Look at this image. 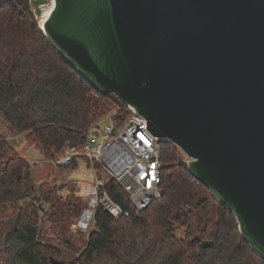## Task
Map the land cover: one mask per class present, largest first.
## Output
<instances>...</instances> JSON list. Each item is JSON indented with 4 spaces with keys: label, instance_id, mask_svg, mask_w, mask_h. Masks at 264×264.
Returning a JSON list of instances; mask_svg holds the SVG:
<instances>
[{
    "label": "water",
    "instance_id": "95a60500",
    "mask_svg": "<svg viewBox=\"0 0 264 264\" xmlns=\"http://www.w3.org/2000/svg\"><path fill=\"white\" fill-rule=\"evenodd\" d=\"M31 2L94 89L117 95L160 143L190 157L191 175L264 260V0Z\"/></svg>",
    "mask_w": 264,
    "mask_h": 264
},
{
    "label": "trees",
    "instance_id": "16d2710c",
    "mask_svg": "<svg viewBox=\"0 0 264 264\" xmlns=\"http://www.w3.org/2000/svg\"><path fill=\"white\" fill-rule=\"evenodd\" d=\"M111 111L118 126L130 113L117 95L99 93L57 51L31 0H0V112L15 130L54 161L67 147L86 143L89 129ZM161 152L162 197L139 215L115 217L99 204L84 242L75 247L65 240L69 264H264L230 209L191 175L183 151L167 140ZM66 167L77 168L78 159ZM103 190L133 211L118 181L107 179ZM89 202L75 197L64 203L54 189L44 190L29 161L0 133V264H52L50 257L64 248L45 235L44 217L49 211L50 217L81 215ZM199 238L214 246L203 248Z\"/></svg>",
    "mask_w": 264,
    "mask_h": 264
},
{
    "label": "built area",
    "instance_id": "2783aa9c",
    "mask_svg": "<svg viewBox=\"0 0 264 264\" xmlns=\"http://www.w3.org/2000/svg\"><path fill=\"white\" fill-rule=\"evenodd\" d=\"M129 109L130 113L122 125L118 126L113 119L116 110L113 112L111 125L104 129L92 126L86 143L81 147H67L59 159L52 161L56 165L66 166L73 163L74 159L84 158L94 170L106 174V177L98 178L97 183L92 186L89 208L86 209L93 211V214L101 204L115 217L122 214L130 216L132 212L139 215L162 197L161 143L147 128V119L132 107ZM185 161H190L186 154ZM107 179H115L123 185L133 211L122 209L110 199L108 192L103 190ZM93 198L96 202L92 205ZM40 203L44 204V200ZM93 214L87 225L83 226L81 223L84 217L79 222L80 225L88 228Z\"/></svg>",
    "mask_w": 264,
    "mask_h": 264
},
{
    "label": "rangeland",
    "instance_id": "374dc122",
    "mask_svg": "<svg viewBox=\"0 0 264 264\" xmlns=\"http://www.w3.org/2000/svg\"><path fill=\"white\" fill-rule=\"evenodd\" d=\"M32 4V2H31ZM35 13L34 7L32 5ZM36 15V14H35ZM113 112H109L99 119L95 126L104 129L111 125ZM0 133L10 141L15 149L23 155L32 165V174L44 190L54 189L57 199L62 198L64 203L75 197L82 200H91L92 186L97 183L98 178L106 177L102 171H96L89 166L84 158L78 159V167L75 169L59 166L52 160L44 157L40 150L32 143L27 133H18L15 128L5 119L0 112ZM47 208L44 201L42 205ZM74 208V206H71ZM51 211H49L50 213ZM44 217L43 225L45 235L63 247V254L53 256L64 264L70 263V252L64 247L65 240L72 242L73 246H80L86 239V227L80 225L81 215L67 212L64 216L60 214ZM66 253V254H65ZM70 256V257H69Z\"/></svg>",
    "mask_w": 264,
    "mask_h": 264
},
{
    "label": "bare ground",
    "instance_id": "6f19581e",
    "mask_svg": "<svg viewBox=\"0 0 264 264\" xmlns=\"http://www.w3.org/2000/svg\"><path fill=\"white\" fill-rule=\"evenodd\" d=\"M40 24H41V23H40ZM95 202H96V199L93 198V200H92V205L95 204ZM90 217H91V213H90V211H87V212L85 213V215H84V218H83L82 222H81L83 226L87 225V222H88V220L90 219Z\"/></svg>",
    "mask_w": 264,
    "mask_h": 264
}]
</instances>
